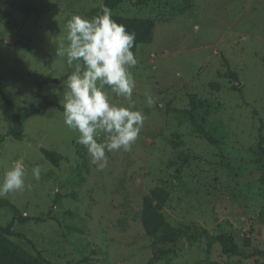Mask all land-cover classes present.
<instances>
[{"label":"rangeland","instance_id":"rangeland-1","mask_svg":"<svg viewBox=\"0 0 264 264\" xmlns=\"http://www.w3.org/2000/svg\"><path fill=\"white\" fill-rule=\"evenodd\" d=\"M135 1L111 12L153 20V37L135 54L131 100L105 90L110 102L131 104L144 114L137 140L129 151L107 152L108 166L98 171L87 148L77 143L78 133L64 124L59 109L64 80L47 84L53 106L25 122L23 140L7 137L0 148V180L15 160L23 159L26 170L25 189L0 198L34 219L16 222L14 231L23 237L12 240L53 264H264V256L225 255L219 243L209 246L205 238L187 241L207 230L230 235L244 254L264 252V157L258 150L264 121V0H164L144 6ZM104 2L0 0L1 133L13 126L17 108L41 102L39 80L71 73L66 57L57 54L66 23L73 15L92 17ZM19 30L31 51L15 45ZM146 90L156 99L152 107ZM193 96L200 120L219 143L194 130ZM106 139L105 133L97 137ZM42 149L65 160L54 166ZM36 165L38 181L31 171ZM79 168L83 182L76 180ZM156 189L170 192L163 213L183 232L176 244L163 242V234L146 236L142 226L144 198ZM14 219L10 208L0 206V226ZM67 223L82 232L70 233ZM158 250L168 254L154 257Z\"/></svg>","mask_w":264,"mask_h":264},{"label":"clouds","instance_id":"clouds-1","mask_svg":"<svg viewBox=\"0 0 264 264\" xmlns=\"http://www.w3.org/2000/svg\"><path fill=\"white\" fill-rule=\"evenodd\" d=\"M135 34L112 19L107 6L97 15L86 18L73 15L66 23V36L57 54L66 57L73 70L62 82L64 124L78 133L77 143L85 146L91 162L98 171L108 166L107 152L131 150L145 120L142 111L133 105L121 106L110 102L106 86L117 97L131 100L136 81L131 71L137 59L131 50ZM146 104L156 103L150 91L145 92ZM107 134L104 142L97 137ZM32 176L39 180L41 168H32ZM23 159L13 161L0 180V197L23 191L25 185Z\"/></svg>","mask_w":264,"mask_h":264},{"label":"trees","instance_id":"trees-1","mask_svg":"<svg viewBox=\"0 0 264 264\" xmlns=\"http://www.w3.org/2000/svg\"><path fill=\"white\" fill-rule=\"evenodd\" d=\"M126 0H105L102 6H107L111 11H114L119 5H121ZM164 0H137L134 2L136 6H144L149 2H162ZM132 2V1H131ZM101 6L95 8L91 11V15L95 16L99 12ZM112 19L118 24H122L126 27L129 32L135 34V46L131 49L134 55L137 53L139 46L146 44L151 41L154 30L155 23L151 19L139 18V17H128L122 15L112 14ZM28 37H26L22 30L18 31V38L15 45H21L22 48L31 51ZM70 73L63 76L62 79H57L49 76L45 79H41L37 83L38 88V98L40 99L39 104H31V106L23 109L17 108L16 112L12 116L13 126L6 132H0V148L7 137H12L16 140L24 139V124L25 122L34 115H45L50 107L53 106V102L48 98L44 91V87L49 83H59L61 80H65ZM236 77V74H232ZM3 99L6 104L10 107H15V103L3 94ZM59 109L63 111V106H59ZM190 121L193 125L194 130L203 139L211 144L219 143L221 140L214 137L204 126V123L200 120V110L199 104L196 102V97H192L191 110L189 111ZM264 121H262V127L260 132V142L258 150L260 154L264 157ZM42 153L54 166H59V164L65 160L62 154H59L48 149H42ZM1 175V170H0ZM76 180L79 182L84 181V177L79 168L78 174L76 175ZM170 192L166 189H156L152 194L146 196L143 202V209L141 214V223L144 228L145 234L148 237H156L163 234V242H168L170 244H176L180 241L183 236V232L178 229L172 228L163 213V210L170 200ZM0 206L10 208L14 214V221L6 226H0V264H53L51 261L47 260L41 253L37 256L31 254L20 245L15 243L12 238L15 236L23 237V235L17 234L14 231V226L16 222L26 223L30 222L32 219L29 216H25L20 209L13 204L11 201L5 198H0ZM71 216L72 213H69ZM34 220V219H32ZM42 221L40 219H36ZM67 229L70 233L82 232L80 228L72 223L66 224ZM206 239L208 245L211 246L214 243H219L222 246V251L225 255L241 256L244 259H250L253 256H264L263 251H254L250 254L242 253L238 243L228 234L222 233L219 235H212L209 231H198L190 234L187 237L188 242H195L199 239ZM168 251L158 250L154 253V257L166 256Z\"/></svg>","mask_w":264,"mask_h":264}]
</instances>
